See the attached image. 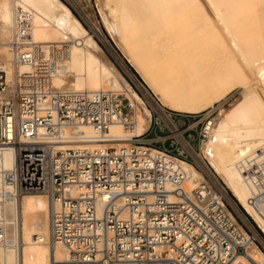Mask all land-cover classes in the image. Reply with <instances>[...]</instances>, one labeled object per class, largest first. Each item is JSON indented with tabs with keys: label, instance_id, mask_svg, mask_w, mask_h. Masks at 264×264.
Wrapping results in <instances>:
<instances>
[{
	"label": "built area",
	"instance_id": "built-area-1",
	"mask_svg": "<svg viewBox=\"0 0 264 264\" xmlns=\"http://www.w3.org/2000/svg\"><path fill=\"white\" fill-rule=\"evenodd\" d=\"M21 46L12 42L17 64L28 70L15 85L0 63V247L15 245L4 223L6 204L17 194L41 192L51 203L52 239L68 252L53 264H257L238 260L255 239L221 191L206 176L189 189L180 165L201 171L197 159L212 170V154L200 146L211 136L217 109L184 130L150 109L149 128L127 147H70L84 126L100 137L113 125L133 131L139 107L121 92L54 89L66 51ZM153 126L170 131L169 148L145 143ZM100 137L96 143L111 142ZM236 169L253 193L250 201H262L264 149Z\"/></svg>",
	"mask_w": 264,
	"mask_h": 264
},
{
	"label": "bare ground",
	"instance_id": "bare-ground-1",
	"mask_svg": "<svg viewBox=\"0 0 264 264\" xmlns=\"http://www.w3.org/2000/svg\"><path fill=\"white\" fill-rule=\"evenodd\" d=\"M97 6L116 30L123 57L150 90L157 105L153 110L197 115L242 89L229 108L221 105L211 136L200 146L212 154V170L197 159L201 171L185 161L180 165L189 189L208 177L227 202L228 193L234 197L264 236V199L250 201L253 193L236 169L264 149V0H97ZM20 10L25 13L21 21L16 18ZM15 39L25 50L36 45L66 51L64 68L52 80L54 89L121 92L139 107L133 131L113 125L100 137L84 126L77 142L67 146L127 147L132 137L147 131L152 118L148 100L131 89L61 0H0V63L12 85L28 70L16 62ZM99 137L111 142L98 144ZM4 164L10 167L9 152ZM6 211L4 223L15 245L0 247V264H53L68 258L66 248L52 239L45 194H17ZM238 260L264 264V254L250 243Z\"/></svg>",
	"mask_w": 264,
	"mask_h": 264
},
{
	"label": "rangeland",
	"instance_id": "rangeland-1",
	"mask_svg": "<svg viewBox=\"0 0 264 264\" xmlns=\"http://www.w3.org/2000/svg\"><path fill=\"white\" fill-rule=\"evenodd\" d=\"M61 1L69 7L73 15L82 23V25L85 27L87 32L94 38V40L103 50L105 58L107 60L109 59L108 61L111 62L115 66V68L122 75V77L129 83L131 89L134 92L138 93V95L142 99L146 98L148 100L149 103H146V104L149 108L152 109V111L162 116L164 120H165V117L163 116V113L166 115L168 114L186 115V114L172 112L166 108H163V113L159 111V109L153 110L157 108L156 107L157 105L156 103H154V101L150 97V90L145 85L143 80L139 77L136 70L132 66H130L128 62L125 60V58L123 57L124 51L116 44V41H115V39L117 40V34L114 31L116 30H114L112 24L108 21V19L105 18L104 13L100 12L97 6V0H90V3L88 0H74V1L73 0H61ZM101 35L104 36L105 41L102 39ZM241 92H242V89L235 88L228 95H226L225 98L213 104L211 107L207 108L204 112L200 113L199 114L200 116L198 114L197 115H186V116L194 117L193 122L196 124L197 122L200 121L203 113H205V115L208 116V114H210L211 111L216 109L215 107L217 105H218V108H217L218 112L216 115H218V113L220 112L221 104H223L224 109L229 108V106L240 97ZM195 129L199 131L200 125L197 126ZM149 138L150 137L148 135L145 136V138L143 139L145 143H150V141H146V140H149ZM195 144L197 145V142H195ZM228 198L230 200V203L229 202L227 203L234 217L236 218L238 223L242 225V227L245 230H247L252 235L255 234L257 238V239L255 238V244L264 254L263 234L258 229V227L254 224V222L249 218V216L246 215V213H244L240 205L236 202V200L230 193H228ZM234 208H237L239 213L236 212Z\"/></svg>",
	"mask_w": 264,
	"mask_h": 264
},
{
	"label": "crops",
	"instance_id": "crops-1",
	"mask_svg": "<svg viewBox=\"0 0 264 264\" xmlns=\"http://www.w3.org/2000/svg\"><path fill=\"white\" fill-rule=\"evenodd\" d=\"M165 118L168 120L171 127H176L180 130H184L189 125L194 124V117L186 115L168 114ZM169 133L170 131L168 129L160 131L155 126H153L148 136L150 137L149 140L155 142V147L169 148V141L165 139Z\"/></svg>",
	"mask_w": 264,
	"mask_h": 264
},
{
	"label": "trees",
	"instance_id": "trees-1",
	"mask_svg": "<svg viewBox=\"0 0 264 264\" xmlns=\"http://www.w3.org/2000/svg\"><path fill=\"white\" fill-rule=\"evenodd\" d=\"M134 72V71H133ZM137 76V75H136Z\"/></svg>",
	"mask_w": 264,
	"mask_h": 264
}]
</instances>
